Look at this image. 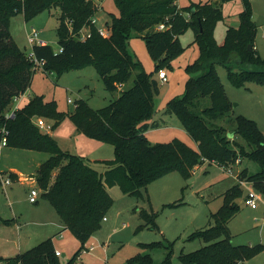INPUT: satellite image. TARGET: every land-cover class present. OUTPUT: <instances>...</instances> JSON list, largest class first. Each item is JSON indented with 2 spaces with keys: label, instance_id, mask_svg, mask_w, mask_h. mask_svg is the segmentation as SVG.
Listing matches in <instances>:
<instances>
[{
  "label": "trees",
  "instance_id": "1",
  "mask_svg": "<svg viewBox=\"0 0 264 264\" xmlns=\"http://www.w3.org/2000/svg\"><path fill=\"white\" fill-rule=\"evenodd\" d=\"M176 1L115 0L119 15H112L111 23L107 22L110 35L103 37L92 23L99 11L97 0H0V142L5 129L8 147L49 154L36 175L42 198L54 207L65 227L82 245L101 229L114 203L108 187L118 185L126 194L140 198L142 190L150 183L172 172L188 178L203 161L229 168L238 160L241 162L242 157H248L259 164L260 171L249 175L244 169L239 178L264 190V133L258 123L242 115L236 117L234 134L239 135L250 150L229 138L226 128L215 123L232 109L217 66L227 70L229 82L237 88L245 87L247 82L264 84V58L255 46L258 27L253 20L251 1L243 0L240 24L228 26L222 44L215 37L216 24L223 18L219 6L232 0L192 2L185 7H179ZM53 6L61 10L57 34L62 52L49 44L33 46V53L44 62L46 73L61 77L69 70L93 65L110 92L119 91L135 73L133 86L121 90L118 98L107 106L94 110L81 101L71 114L83 134L114 146L115 158L102 161L105 165L102 171L90 160L62 149L52 135L36 125L35 118L62 117L55 100L45 101L43 96H35L13 116L7 117L14 98L29 89L36 71L34 61L11 36V17L23 13L29 20ZM161 23L166 24L165 30H158ZM84 28H88L91 35L82 40L77 34ZM189 29L194 30L200 55L187 66L190 77L185 93L170 100L163 113L175 115L197 147L178 138L153 144L146 132L164 124L162 119H154L155 98L161 85L157 74L184 50L180 36ZM132 32L144 33L155 61L154 73H147L131 53ZM11 177H17L16 173H10ZM239 185L224 194V204L212 214L215 225L195 233L208 244L182 254V264H239L264 247L232 243L228 223L241 209L236 201L243 195ZM140 214L146 225L156 226L155 215L145 209ZM0 222L9 224L11 220L0 218ZM56 251L54 238L50 237L22 253L7 258L0 256V263L60 264ZM135 259L150 263L149 256ZM69 264H73V260ZM162 264H173L171 253Z\"/></svg>",
  "mask_w": 264,
  "mask_h": 264
},
{
  "label": "rangeland",
  "instance_id": "2",
  "mask_svg": "<svg viewBox=\"0 0 264 264\" xmlns=\"http://www.w3.org/2000/svg\"><path fill=\"white\" fill-rule=\"evenodd\" d=\"M201 1L208 0H177L176 3L179 7H185L192 2ZM250 1L253 20L258 27L255 46L259 55L264 58V0ZM97 3L99 7L96 15L97 25L106 27L111 23L113 14L119 15V9L115 0H97ZM219 7L223 18L216 24L215 37L218 43L222 44L228 26H239L244 1L223 2ZM60 15V8L54 6L42 10L29 20H26L23 13H18L11 17L9 31L20 49L27 54L32 53L33 45L28 41V34L33 28L39 31L41 40L46 41L58 51L57 29L60 25ZM143 36L144 33L132 32L129 49L147 73H154L155 61ZM194 38L193 29L181 35L180 41L184 50L165 64L163 69L167 71L168 82L160 85V92L155 98L157 111H164L170 100L185 93L190 77L187 66L194 63L200 55L199 44L194 41ZM217 70L232 103V109L215 123L226 128L229 138L241 142L250 150L246 142L239 135L234 134L236 117L242 115L256 121L264 133V84L247 82L245 87L237 88L229 82L227 70L223 66H217ZM134 79L135 73L119 91L110 92L106 90L97 68L93 65L69 70L61 77L53 72L46 73L39 66L33 74L31 86L24 93L23 99L13 100L8 113L12 112L16 106H23L35 96H43L45 101L55 100L57 110L62 113V117H43L52 129L42 131L52 133L64 150L91 160L95 168L102 171L105 168L102 161H111L115 158L114 146L83 134L77 129L71 114L81 101L86 102L94 110L107 106L118 98L121 90L132 87ZM159 115L164 119V124L152 129L151 133H147L151 143H168L178 138L193 148L197 147L196 142L175 115L162 114V112ZM37 119L35 118V121ZM75 131H79L77 135ZM27 150L21 147L3 148L0 151V170H8V165L12 164L29 168V160L27 156H24L27 155ZM33 153L30 155L49 157L46 152ZM241 160L240 164L229 168L207 160L203 161L188 178L179 172H172L150 183L147 189L142 190L143 196L140 198L126 194L118 185L108 187L114 203L106 214V220L102 221L101 229L95 232L84 245L70 229L62 230L54 237L56 249L61 254L60 264H69L71 260L73 264H145L135 259L139 256H149V264H162L169 253H171L173 264H182L180 258L182 254L194 252L208 244L204 238L195 233L215 225L212 214L224 204V194L239 185L237 181L239 173L244 169L249 175L260 171L256 161L248 157H242ZM229 170H232V175ZM8 177L10 178V174L6 173L5 178ZM10 185H13L12 198L21 200L18 208L23 211V215L19 213L18 216L19 220L25 224L28 208L31 207V204L28 206L25 200L27 187L12 184V179ZM10 185L7 187H11ZM239 186L243 190V195L236 201L241 209L228 223L232 243L236 246L258 248L264 245V190L248 181L245 185ZM249 189L254 190L259 196L257 208H252L245 203V196ZM5 197V191L0 187V200L6 203ZM46 201L40 198L41 203ZM6 207L9 206L0 205L3 210ZM142 209L155 215V227L146 225L140 214ZM142 225L145 226L140 228ZM15 226L11 225L14 228L13 231V228L0 225V246L10 255L20 252L19 235ZM36 228L38 227L33 225L19 230L21 237L33 236L32 233L37 231ZM38 242L40 241H32L28 247H23L24 251ZM239 264H264V247L245 257Z\"/></svg>",
  "mask_w": 264,
  "mask_h": 264
},
{
  "label": "crops",
  "instance_id": "3",
  "mask_svg": "<svg viewBox=\"0 0 264 264\" xmlns=\"http://www.w3.org/2000/svg\"><path fill=\"white\" fill-rule=\"evenodd\" d=\"M160 112H162V114H163L162 110L157 111L154 119H156V120L162 119V121H164L162 116L159 115ZM152 129H156V128H152ZM152 129L148 130L146 132V134L151 133ZM75 132H76L75 135H77V133L79 131H75ZM49 134L55 137V135H53L52 133H49ZM196 146H197V144H196ZM3 148H5V147H3ZM3 148H0V151H2ZM33 152H35V150H27V155H24V156H27V158L29 160V163H30V164H28L29 168L20 167V166H17L15 164H12V165H8V170H2L5 174L6 173L7 174L16 173L17 177H15V178L11 177L12 184L15 183V184H20V185L27 187V195L25 197V200H26V202H28V206H29V204H31V207L28 208V210H29L27 213L28 217L25 219V224H23V222H21L19 220V216H18L19 213H21L23 215V211L18 208V205H20L21 200H18V199L15 200L12 198L13 185L9 184L11 187H7L8 185H3L0 182V187H1V189H3V191H5V195H6V197H5L6 203H5V201L0 200V202H2V204H0V205L2 207L5 204L7 206H9V207L4 208L5 210H3V208H0V218L3 220H11V223H9L8 225L6 223H3V222H0V225L8 226L10 228H13V227H11V225H13V226L16 225L15 229L19 235V246H18L19 251H20L19 253L24 252L23 247H28V245H30V243H32V241L33 242L34 241H42V240H44L46 238H50V237L54 238L57 235H59L62 230L67 229L65 227L63 221L61 220L60 216L58 215L57 211L54 209V207L48 201L42 202V203L40 202V198L42 197V192L40 193V197H39L37 202L32 203L29 200V195H30L31 189L38 188L41 191L40 187L37 184L36 175H37L38 168L40 167L42 162H44L47 159L44 157L41 158L37 155H35V156L30 155V154H34ZM92 163H94V162H92ZM0 168H1V165H0ZM33 225H36L38 227V228H36L37 231L32 233V234H34L33 236H35V238L32 235H28V237H24V236L21 237L22 234L20 233L19 230H23V229L27 228L28 226H33ZM13 231H14V228H13ZM54 243H55V241H54ZM55 248H56V246H55ZM0 256L7 258V257H11L14 255L8 254L0 246ZM59 256H61V254ZM0 264H4V263H0Z\"/></svg>",
  "mask_w": 264,
  "mask_h": 264
},
{
  "label": "built area",
  "instance_id": "4",
  "mask_svg": "<svg viewBox=\"0 0 264 264\" xmlns=\"http://www.w3.org/2000/svg\"><path fill=\"white\" fill-rule=\"evenodd\" d=\"M22 1V0H21ZM92 23L94 25L97 26L98 28V31L99 33L103 36V37H108L110 35V29L106 26V27H103V26H98L97 25V18L94 17L92 19ZM167 28L166 24L164 23H161L159 26H158V30H165ZM91 34L89 32V29L88 28H84L83 30H81L77 36L84 40L86 39L87 37H89ZM28 41L31 45L35 46V45H46L47 42L44 41V40H41L39 38V31L36 30L35 28L32 29V31L28 34ZM58 52H62V49H58ZM29 58L31 59V61H34L35 63V66L36 68L37 67H42L43 69V65H44V62L43 61H40L38 60L34 53H33V47H32V53L31 54H28ZM157 77H158V80L160 82V84H165L168 82V75H167V71L164 70V69H160L158 74H157ZM24 97V94H20L19 96L15 97L14 100H21L23 99ZM71 102V100H69ZM19 107L16 106L14 109H12V112L10 111L9 113L7 112V117H10V116H13L14 115V112L18 109ZM36 125L41 129V130H51L52 129V126L47 124L46 121L40 117L38 118L36 121H35ZM2 133H3V137H2V140L0 142V148H3V147H7L8 146V141H7V137L5 136L7 134V131L5 129L2 130ZM240 163V160L237 161V164ZM230 174L232 175V170H229ZM237 181L240 185H245L246 181L245 180H242L239 178V176L237 177ZM0 182L3 184V185H9L11 183V179L8 177V178H5V173L3 171L0 170ZM40 193L41 191L38 189V188H33L31 189L30 191V195H29V200L32 202V203H35L38 201L39 197H40ZM258 201H259V196L257 195V193L252 190V189H249V192L246 194L245 196V203L246 205L248 206H251L252 208H257L258 207ZM104 220H106V217L104 218ZM56 255H60V252L59 251H56Z\"/></svg>",
  "mask_w": 264,
  "mask_h": 264
},
{
  "label": "water",
  "instance_id": "5",
  "mask_svg": "<svg viewBox=\"0 0 264 264\" xmlns=\"http://www.w3.org/2000/svg\"><path fill=\"white\" fill-rule=\"evenodd\" d=\"M216 3H218V1H216ZM251 49V47H249Z\"/></svg>",
  "mask_w": 264,
  "mask_h": 264
}]
</instances>
